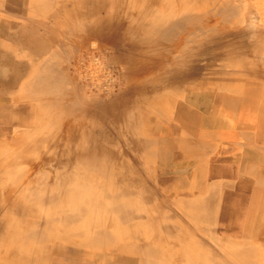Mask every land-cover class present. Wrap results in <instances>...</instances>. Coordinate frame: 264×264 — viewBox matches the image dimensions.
Returning a JSON list of instances; mask_svg holds the SVG:
<instances>
[{
	"label": "bare ground",
	"instance_id": "1",
	"mask_svg": "<svg viewBox=\"0 0 264 264\" xmlns=\"http://www.w3.org/2000/svg\"><path fill=\"white\" fill-rule=\"evenodd\" d=\"M226 256L264 264V0H0V264Z\"/></svg>",
	"mask_w": 264,
	"mask_h": 264
},
{
	"label": "rangeland",
	"instance_id": "2",
	"mask_svg": "<svg viewBox=\"0 0 264 264\" xmlns=\"http://www.w3.org/2000/svg\"><path fill=\"white\" fill-rule=\"evenodd\" d=\"M106 144V143H105ZM108 144V143H107ZM110 145V144H109ZM44 152V151H43ZM43 152H39V150L36 152V154H27L26 156L24 155V158L26 157H36V156H38V155H45V156H47V157H50L51 158V154H47V152H45V153H43ZM39 153V154H38ZM29 155V156H28ZM59 156H58V158H57V160H60L62 157H64L65 155H63V154H58ZM4 161H6L7 162V159H4ZM6 185H7V183H5ZM5 185V188H7V187H9V185H7L6 186ZM204 238L206 239V240H208L209 239V236L207 235V232L206 231H204ZM208 236V237H207ZM218 255V257H219V254H217ZM222 256H223V254H221ZM224 257V256H223ZM225 259H226V261L228 262V263H231L232 264V262H234L235 264H237V258L235 257V256H226L225 257ZM230 260V261H229ZM235 260V261H234Z\"/></svg>",
	"mask_w": 264,
	"mask_h": 264
},
{
	"label": "crops",
	"instance_id": "3",
	"mask_svg": "<svg viewBox=\"0 0 264 264\" xmlns=\"http://www.w3.org/2000/svg\"><path fill=\"white\" fill-rule=\"evenodd\" d=\"M215 144H220V145L216 149V152H214L212 154H225L226 155L225 157H227V158L229 156V158H231V159L229 161H227L228 163H231L233 161V158H232L233 155H235V156L238 155L235 152H228L227 151L228 147L224 146V145H231L232 146L234 144L233 141H227V143H215ZM222 145L224 148L221 147Z\"/></svg>",
	"mask_w": 264,
	"mask_h": 264
}]
</instances>
